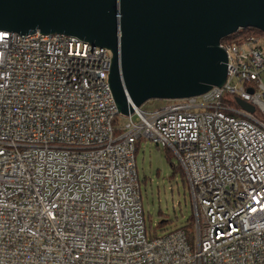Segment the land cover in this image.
Here are the masks:
<instances>
[{
	"label": "built area",
	"instance_id": "1",
	"mask_svg": "<svg viewBox=\"0 0 264 264\" xmlns=\"http://www.w3.org/2000/svg\"><path fill=\"white\" fill-rule=\"evenodd\" d=\"M219 45L221 86L116 127L108 48L0 30V264H264V33ZM140 140L177 158L190 238L148 233Z\"/></svg>",
	"mask_w": 264,
	"mask_h": 264
},
{
	"label": "water",
	"instance_id": "2",
	"mask_svg": "<svg viewBox=\"0 0 264 264\" xmlns=\"http://www.w3.org/2000/svg\"><path fill=\"white\" fill-rule=\"evenodd\" d=\"M248 27L264 33V0H0V30L64 33L108 48V83L121 115L221 86L227 56L220 41Z\"/></svg>",
	"mask_w": 264,
	"mask_h": 264
},
{
	"label": "rangeland",
	"instance_id": "3",
	"mask_svg": "<svg viewBox=\"0 0 264 264\" xmlns=\"http://www.w3.org/2000/svg\"><path fill=\"white\" fill-rule=\"evenodd\" d=\"M264 83V71L260 74ZM232 98L231 95L228 96ZM169 100H149L143 109L159 107ZM126 121V116H116V127ZM135 165L146 223L150 222L161 235L185 225L192 214L188 186L178 170V160L171 151L158 147L149 140H140L135 152ZM167 220L160 225L159 221Z\"/></svg>",
	"mask_w": 264,
	"mask_h": 264
},
{
	"label": "trees",
	"instance_id": "4",
	"mask_svg": "<svg viewBox=\"0 0 264 264\" xmlns=\"http://www.w3.org/2000/svg\"><path fill=\"white\" fill-rule=\"evenodd\" d=\"M263 33L262 31H260L259 29H256V28H253V27H248V28H245V29H241L239 30L237 33H233L231 35H229L228 37L224 38L221 40V42H224L226 41L228 38L232 37V36H236V35H239V34H246V33ZM140 143V141H138L135 145V151L137 150V147H138V144ZM168 150V149H166ZM169 151V150H168ZM178 170L180 171L181 173V176H182V179L183 181H185V178H184V173H183V170L181 169L179 163H178V166H177ZM186 182V181H185ZM149 219V223L147 225L146 223V226H147V229H148V233L150 235H156V230L155 228H152V225H151V222H150V217H148ZM145 222H146V218H145ZM167 220H161L159 221V224L162 225L164 223H166ZM179 228H182L185 230L188 238H190V236L192 235V231H193V214L190 215V217L186 220V223L185 225H183L182 227H179Z\"/></svg>",
	"mask_w": 264,
	"mask_h": 264
}]
</instances>
